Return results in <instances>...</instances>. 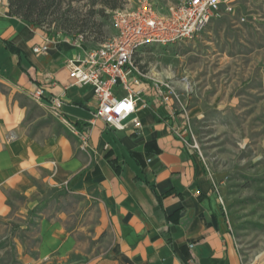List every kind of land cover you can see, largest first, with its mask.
<instances>
[{
    "label": "crops",
    "instance_id": "0c3cea01",
    "mask_svg": "<svg viewBox=\"0 0 264 264\" xmlns=\"http://www.w3.org/2000/svg\"><path fill=\"white\" fill-rule=\"evenodd\" d=\"M47 42L46 54H34ZM89 49L16 18L0 0V216L11 212V194H33L37 184L96 185L113 235V264H243L205 163L173 132L165 107L140 108V129L115 131L96 118L93 88L75 85L67 66ZM38 87L47 100H62L63 120L80 124L76 138L30 136L31 107L16 96L30 99ZM37 105L51 113L47 103Z\"/></svg>",
    "mask_w": 264,
    "mask_h": 264
},
{
    "label": "rangeland",
    "instance_id": "374dc122",
    "mask_svg": "<svg viewBox=\"0 0 264 264\" xmlns=\"http://www.w3.org/2000/svg\"><path fill=\"white\" fill-rule=\"evenodd\" d=\"M139 1L117 4L130 9ZM148 1L164 15L185 0ZM72 7L43 29L82 39L90 49L116 34L113 10L94 16L85 1ZM66 12L79 20L78 27L62 29ZM136 62L147 78L175 86L182 103L177 114L183 111L190 120L183 139L205 163L243 264H264V0H234L198 37L143 49ZM16 98L31 107L30 136L77 137L29 98ZM9 205L11 212L0 216V264H113V235L99 186L37 184L33 194H11Z\"/></svg>",
    "mask_w": 264,
    "mask_h": 264
},
{
    "label": "built area",
    "instance_id": "2783aa9c",
    "mask_svg": "<svg viewBox=\"0 0 264 264\" xmlns=\"http://www.w3.org/2000/svg\"><path fill=\"white\" fill-rule=\"evenodd\" d=\"M233 1L185 0L164 15L148 0L139 1L134 8L116 10L113 12L116 34L99 47L69 60V78L77 86L93 88L97 101L96 118L111 129H140L139 109L153 105L168 110L175 126L173 132L184 140L183 128L190 120L183 111L177 114L182 103L175 86L167 80L147 78L139 70L136 58L148 47L169 46L198 37L222 9L230 10ZM75 41L84 43L82 39ZM48 49L47 42L33 48V52L44 55ZM46 80L53 83L50 74L46 75ZM142 96L146 98L141 99ZM29 97L39 105L47 103L52 115L68 124L62 118L63 102L60 98L47 100L43 87L31 92ZM71 129L75 132L72 126Z\"/></svg>",
    "mask_w": 264,
    "mask_h": 264
},
{
    "label": "trees",
    "instance_id": "16d2710c",
    "mask_svg": "<svg viewBox=\"0 0 264 264\" xmlns=\"http://www.w3.org/2000/svg\"><path fill=\"white\" fill-rule=\"evenodd\" d=\"M81 1H85L89 4L91 8V15L94 16L98 13H104L103 11L105 8L111 9L113 12L119 10V6L117 4L118 0H8V4L12 14L16 18H19L31 24L35 28L41 29L47 33L43 28L46 25L51 24L50 19L52 16L60 13L62 10H64V12L72 10V2ZM97 5H100L103 8L100 11L94 10ZM66 6L67 10L64 9ZM64 16L62 29L68 30L69 28H75L80 25L79 20L72 18L74 16L73 14L67 15L66 12ZM47 34L52 36L49 33ZM5 44L11 51L18 52V50L11 46L8 42H5ZM79 125L80 124H73V128L79 132H82Z\"/></svg>",
    "mask_w": 264,
    "mask_h": 264
}]
</instances>
